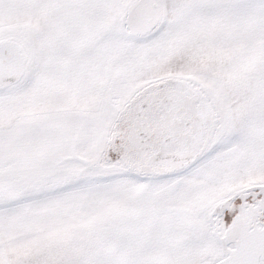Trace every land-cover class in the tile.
Wrapping results in <instances>:
<instances>
[{
    "label": "snow or ice",
    "instance_id": "6c2138e0",
    "mask_svg": "<svg viewBox=\"0 0 264 264\" xmlns=\"http://www.w3.org/2000/svg\"><path fill=\"white\" fill-rule=\"evenodd\" d=\"M0 264H264V0H0Z\"/></svg>",
    "mask_w": 264,
    "mask_h": 264
}]
</instances>
